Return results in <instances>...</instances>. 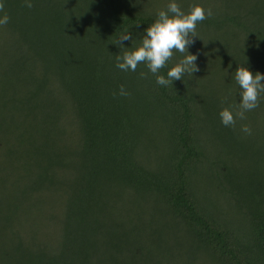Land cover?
I'll use <instances>...</instances> for the list:
<instances>
[{"label":"trees","instance_id":"trees-1","mask_svg":"<svg viewBox=\"0 0 264 264\" xmlns=\"http://www.w3.org/2000/svg\"><path fill=\"white\" fill-rule=\"evenodd\" d=\"M3 2L0 264H264V93L235 127L219 115L238 67L264 74V0H176L213 15L169 86L116 57L172 0Z\"/></svg>","mask_w":264,"mask_h":264},{"label":"clouds","instance_id":"clouds-1","mask_svg":"<svg viewBox=\"0 0 264 264\" xmlns=\"http://www.w3.org/2000/svg\"><path fill=\"white\" fill-rule=\"evenodd\" d=\"M25 7L31 9L34 5L32 0H24ZM5 4L0 0V26L7 25L10 21L9 15L4 12ZM213 15L212 9L201 5L191 7L185 13L176 0L167 5L166 10L158 12L157 19L147 29L142 38L140 46L132 50L123 51L122 55L116 57V67L122 71L137 70L138 65L145 64L149 72L156 77V83L161 86L172 85L174 81L181 80L187 74L192 76L199 71L196 64L197 55L190 54L188 49L194 43L197 35V25ZM200 38V37H199ZM131 32L122 33L115 41L123 46L125 41L132 40ZM201 39V38H200ZM174 52L188 54L182 60L171 67L167 75L160 74V70L166 67L173 58ZM141 78H147L148 73L141 72ZM235 81L241 92V102L237 108L225 107L220 112L222 124L225 127H235L237 120L246 119L245 113L259 106L261 94L264 93V74L256 72L253 74L247 67L240 66L235 71ZM120 96H128L130 93L124 85L120 86ZM117 93H113L116 96ZM241 131L251 135L252 129L249 125H242Z\"/></svg>","mask_w":264,"mask_h":264},{"label":"rangeland","instance_id":"rangeland-1","mask_svg":"<svg viewBox=\"0 0 264 264\" xmlns=\"http://www.w3.org/2000/svg\"><path fill=\"white\" fill-rule=\"evenodd\" d=\"M7 185H9V184H7ZM7 185H5V186H7ZM204 195H206V192L205 191H204ZM221 204L222 203H220V206H224V205H221ZM19 210H21V209H19ZM34 211H35V213H37V215L33 214L35 217H37V221L38 220L39 221H44V218H45L46 213H44L43 209L41 207H37L36 206V208H35ZM52 225H53V223H52Z\"/></svg>","mask_w":264,"mask_h":264}]
</instances>
